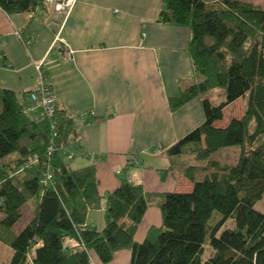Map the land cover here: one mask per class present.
Instances as JSON below:
<instances>
[{"label": "trees", "instance_id": "trees-1", "mask_svg": "<svg viewBox=\"0 0 264 264\" xmlns=\"http://www.w3.org/2000/svg\"><path fill=\"white\" fill-rule=\"evenodd\" d=\"M160 1L157 21L189 30L188 54L200 76L167 99L171 110L200 100V124L165 150L167 157L195 161L180 167L190 190L158 194L160 226L137 243L133 234L151 194L121 175L105 196L103 227L86 224L87 212L100 208L99 183L93 164L72 169L65 158L73 156L67 147L77 140L72 118L58 107L50 117L30 115L11 90L0 88V246L11 251L6 264H90V254L106 264L121 249L129 250V264H264V212L254 207L264 192V5ZM36 7L40 0H0L7 15ZM212 92L224 100L212 103ZM239 98L243 114L217 125L223 107ZM234 146L232 164L209 160L212 152ZM25 203L30 220L14 232ZM226 220L232 225L224 228ZM205 244L210 253L203 259Z\"/></svg>", "mask_w": 264, "mask_h": 264}, {"label": "crops", "instance_id": "crops-1", "mask_svg": "<svg viewBox=\"0 0 264 264\" xmlns=\"http://www.w3.org/2000/svg\"><path fill=\"white\" fill-rule=\"evenodd\" d=\"M160 8V0H75L56 25L50 6L37 14L0 9V88L24 103L39 71L72 118L77 140L67 149L74 153L68 165L93 164L99 183L100 208L87 212L86 224L103 227L105 196L121 175L151 194L133 234L137 243L160 226L155 200L168 192L162 186L181 159L165 150L202 120L199 97L169 108L167 99L200 76L188 54L189 30L158 22ZM176 176L189 191L191 183ZM129 255L117 250L106 264H129ZM89 261L103 264L94 254Z\"/></svg>", "mask_w": 264, "mask_h": 264}, {"label": "rangeland", "instance_id": "rangeland-1", "mask_svg": "<svg viewBox=\"0 0 264 264\" xmlns=\"http://www.w3.org/2000/svg\"><path fill=\"white\" fill-rule=\"evenodd\" d=\"M246 1L248 3H252L254 5H258V6H263L264 5V0H243ZM212 100L211 102L214 104H217L219 102H221L223 99V96L218 97V93L217 92H212L211 93V97ZM243 104H244V98H239L236 99L235 101H233L231 104L223 107V111H222V118L220 120H218V122H216L217 125L222 126L224 124H226L229 118L235 116V117H240L243 114ZM69 147V146H68ZM67 147V149H69ZM66 150V149H65ZM65 151L63 150V153ZM72 152V151H71ZM74 154V153H73ZM237 148L236 146L234 147H224L223 149H219L215 152H212L211 156H209V160H214L222 165L224 164H232L236 157H237ZM150 161H152V158H150V156H148ZM148 157L146 156L145 158L148 159ZM182 159H179L177 162H174L171 164L170 168L176 173V175L180 176L182 175V171L181 168L184 164L187 163H195V161L192 160L191 157L186 156V157H180ZM70 160V159H68ZM67 160V162H68ZM146 160V159H145ZM144 160V161H145ZM204 161L202 160L201 162H196L197 165H201L203 164ZM180 172V173H179ZM175 174L172 175L170 173H168V175L166 176V182L163 184L162 189L164 191H188V188H186L185 184L180 183L179 184V180L177 179V176ZM201 174L198 173L197 177H200ZM186 179V178H185ZM188 180V179H187ZM188 182H190L188 180ZM261 199H259L258 202H256V204L254 205V207L262 212H264V192L262 193ZM31 208L30 205H28L27 203H25L22 207H21V214L19 219L15 222V224L12 226L11 230L12 231H17L18 229H20L22 226H24L26 224V222H28L30 220L31 217ZM2 215L0 214V219H1ZM232 225V222L230 220H226V222L224 223L223 227L227 228L230 227ZM203 253H202V258H206L207 255L210 253V249L208 245H204L203 248ZM11 255V251L7 246H0V264H6L8 262V259Z\"/></svg>", "mask_w": 264, "mask_h": 264}, {"label": "built area", "instance_id": "built-area-1", "mask_svg": "<svg viewBox=\"0 0 264 264\" xmlns=\"http://www.w3.org/2000/svg\"><path fill=\"white\" fill-rule=\"evenodd\" d=\"M43 7L50 6L52 16L54 20L50 22L56 25L58 20L66 14V12L72 7L75 0H40ZM41 7L31 9L32 13L37 14ZM38 79L36 81V87L28 92L27 100L22 103L25 112L30 115L42 118L43 116L50 117L54 114L57 106L56 95L52 93L50 87L44 82L43 75L38 71ZM72 154L68 152L65 156L66 160L71 159Z\"/></svg>", "mask_w": 264, "mask_h": 264}]
</instances>
